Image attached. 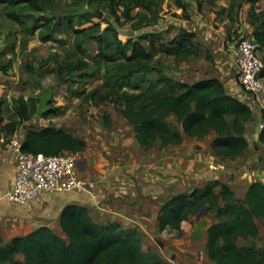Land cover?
Returning a JSON list of instances; mask_svg holds the SVG:
<instances>
[{"label": "rangeland", "instance_id": "1", "mask_svg": "<svg viewBox=\"0 0 264 264\" xmlns=\"http://www.w3.org/2000/svg\"><path fill=\"white\" fill-rule=\"evenodd\" d=\"M247 1L233 0L235 3L244 2L242 6L248 8L245 12L252 13L253 4ZM43 4L41 11L26 9V14L21 15L22 25L9 16L5 4L0 3V102L4 103L1 124L19 118V97L24 96L39 106L44 91L53 86L50 105L57 108L58 113L42 117L36 114L31 120L22 121L18 129L28 131L51 124L84 138L88 144L82 151L84 163L89 168V175L97 180L98 191L105 192L103 200H110V205L107 202L105 208L123 198L125 191L120 186L124 185L127 188L130 185L134 190V196L130 195L127 202L145 198L144 214L139 213L137 219L140 222L132 227L139 231L147 256L157 254L166 264H218L210 259L207 250L208 228L218 220L216 210L207 208L190 214L183 220L180 232L170 227L160 228L158 215L161 207L175 194L203 189L215 179L229 181L232 188L245 198L253 180H264V159L260 153L253 162H246L249 163L246 172L243 161L224 163L226 169H219L213 164L215 158L207 157L206 149L215 136L214 132L203 138L187 137L181 144L162 148L143 146L138 141L134 125L123 116V104L119 99L103 101L99 92L95 97L91 95L94 90L103 92L104 85L106 60L94 58L100 50L97 37L104 38L103 48L118 57L119 40L134 37L148 44V37L143 36L169 31L174 27L171 16L186 17L184 10L179 9L175 0H153L156 15L152 9L133 2L130 17L122 15L123 4H113L110 0H43ZM17 7L12 6L16 13ZM112 7L118 11L119 18L112 12ZM44 20H50L51 25ZM35 24L38 27L31 30ZM75 28L82 30L77 32ZM81 58L90 65L71 71L69 65ZM158 58L160 55H156L153 61ZM163 63L175 70L189 69L185 64L181 67L173 57ZM59 64H62L61 70ZM94 68L102 73L89 75L87 72ZM106 114L112 117L109 127ZM235 163L237 165L233 166ZM257 223L259 234L240 237V245H264V220L258 218ZM65 235L64 238H68L66 232ZM17 258L25 259L23 254H18Z\"/></svg>", "mask_w": 264, "mask_h": 264}, {"label": "trees", "instance_id": "2", "mask_svg": "<svg viewBox=\"0 0 264 264\" xmlns=\"http://www.w3.org/2000/svg\"><path fill=\"white\" fill-rule=\"evenodd\" d=\"M110 1L123 4L122 15L126 17L131 15L133 2L156 13L153 0ZM249 1L254 6L258 0ZM175 2L187 11L185 0ZM0 3H4L8 15L22 25L24 20L21 15L26 14V9H44L43 0H0ZM12 6H18V13ZM112 12L120 17L114 7ZM252 15L259 19L264 16V11L261 15L257 12ZM44 23L51 25L50 20H44ZM36 27L38 24L31 30ZM75 30L80 32L82 29ZM148 34L143 36L148 37V44L134 37L127 41L119 40L118 57L103 48L104 38H96L100 50L94 58L106 60V64L103 92L94 90L92 97L99 92L103 101L119 99L123 104V116L134 125L138 141L143 146L162 148L181 144L187 137L203 138L214 132L211 147L218 156L236 159L245 154L250 146L246 129L253 116L251 106L230 94L217 77L194 82L179 80L167 72L171 67L163 63L169 57L178 62L199 55L202 44L194 40L195 33L181 30L168 41L163 40L164 33ZM254 37L259 42L258 49L264 54V20L254 30ZM156 55L160 58L153 61ZM120 58L123 59L117 62L116 59ZM89 65V61L81 58L70 64L69 69L73 71ZM58 67L61 70L62 64ZM87 73L95 76L102 71L94 68ZM18 103L19 118L1 124L4 103L0 102V132L7 136L14 133L22 121L31 120L37 113V104L24 96L18 98ZM53 112L58 113V110L51 106L45 115ZM105 120L108 127L112 125L110 114L105 115ZM260 141L264 145V127L260 132ZM87 146V141L81 136L51 124L29 129L23 141L24 150L46 154L63 150L82 152ZM205 206L208 210H216L218 219L208 228L207 250L211 260L218 264H264V245L239 244L240 237L250 238L259 234L257 219L264 220L263 180H253L245 198L221 179L209 182L203 189L177 193L161 207L158 215L160 228L170 227L181 232L183 220ZM61 225L68 238L57 234L50 226L42 225L3 244L0 224V264H166L157 254L146 255L136 228H127L118 220L96 221L84 204L66 205ZM18 254L24 255V261L17 258Z\"/></svg>", "mask_w": 264, "mask_h": 264}, {"label": "crops", "instance_id": "3", "mask_svg": "<svg viewBox=\"0 0 264 264\" xmlns=\"http://www.w3.org/2000/svg\"><path fill=\"white\" fill-rule=\"evenodd\" d=\"M186 1L188 2V9L184 11L186 17H171L174 27L164 33L163 40H171L181 30H188L195 33L194 40L202 44V50L197 56L178 61L181 67H185V65L189 67L188 70L170 68L167 69V72L176 79L188 82L217 77L224 83L230 94L251 106L253 116L246 129L250 146L245 154L236 159H223L214 152L211 143L208 144L206 149L207 157L215 158L213 164L219 169H226L224 163L231 164L232 162L243 161L245 165L243 168L247 172L246 167L249 165V163H246L247 161L253 162V159L259 153L264 159V145L260 141V132L264 127V91L254 95L244 90L240 84L237 77L236 42L245 33L254 36V30L262 25L264 16L261 15V12L264 11V0H258L252 6L255 9V11L252 10V13L257 12L258 15H261L259 19H256V15L245 12V10L248 11V8L242 6L244 2L235 3L233 0ZM262 55L264 54L262 53ZM183 64L185 65L183 66ZM7 138L4 132H0V224L2 242H8L15 236L27 234L41 225H48L57 234L65 237V231L61 225V216L65 206L72 203L88 206L92 215L97 217V221L118 220L127 228L136 226L140 222L137 216H139V213L144 214L145 210L143 208H145V201L147 200L141 198V201L139 199V201L136 200L133 203L127 202L130 200V195L134 196V190L130 188V185H128V188L125 185L120 186L125 191L122 196L124 201L123 198L117 199L114 203H111L110 208L104 207L108 201L103 200L105 196H102V194L104 195L105 192L100 193L99 188L98 197L90 192L43 191L37 200L27 204L10 200L8 192L14 185L17 157L16 152L6 145ZM208 152L211 154L208 155ZM236 165L237 163L233 164V166ZM251 165L252 163H250ZM262 165L264 166V163ZM85 171L86 174H91L87 166ZM226 182L230 184L229 181ZM100 203L101 205H99ZM108 204L110 205V200Z\"/></svg>", "mask_w": 264, "mask_h": 264}, {"label": "built area", "instance_id": "4", "mask_svg": "<svg viewBox=\"0 0 264 264\" xmlns=\"http://www.w3.org/2000/svg\"><path fill=\"white\" fill-rule=\"evenodd\" d=\"M252 34L245 33L236 42L237 77L243 89L258 95L264 91L263 55L259 42ZM27 131L16 129L8 135L6 145L16 152L17 170L8 198L27 204L37 200L43 191L90 192L98 197L97 180L86 174L82 152L63 150L56 154L32 152L23 149Z\"/></svg>", "mask_w": 264, "mask_h": 264}, {"label": "water", "instance_id": "5", "mask_svg": "<svg viewBox=\"0 0 264 264\" xmlns=\"http://www.w3.org/2000/svg\"><path fill=\"white\" fill-rule=\"evenodd\" d=\"M253 41L256 44L258 43L257 39H254ZM263 60H264V55H263ZM260 76L264 78V68L262 69ZM52 96H53V86H49L44 91V93L41 97L40 104L38 106L37 113H36L37 116L42 117L47 111L50 110V108H51L50 101L52 100ZM203 209L206 210L207 206H205Z\"/></svg>", "mask_w": 264, "mask_h": 264}]
</instances>
